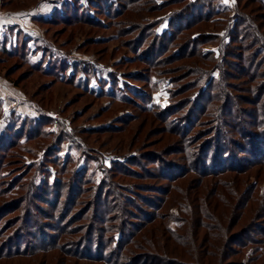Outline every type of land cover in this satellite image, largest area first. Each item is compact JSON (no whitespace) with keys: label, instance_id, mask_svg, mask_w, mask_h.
I'll use <instances>...</instances> for the list:
<instances>
[{"label":"trees","instance_id":"16d2710c","mask_svg":"<svg viewBox=\"0 0 264 264\" xmlns=\"http://www.w3.org/2000/svg\"><path fill=\"white\" fill-rule=\"evenodd\" d=\"M249 1L236 0L234 16L211 0L97 6L105 7L109 25L122 26L123 38L136 34L129 60L142 66L122 74L128 82L113 74L102 83L143 103L166 85L169 103L145 112L173 142L106 164V153L69 128L43 133L51 116L27 132L29 121L16 128L13 114L0 132V197L7 199L0 206V264H264V0H253L252 9ZM162 11L168 26L159 31ZM17 37L13 49L0 38L9 59L56 81L66 76L59 59L47 67L45 58L31 61L29 41ZM52 136L44 162H27L29 142ZM72 140V153L59 155ZM82 156L95 164L78 168Z\"/></svg>","mask_w":264,"mask_h":264},{"label":"rangeland","instance_id":"374dc122","mask_svg":"<svg viewBox=\"0 0 264 264\" xmlns=\"http://www.w3.org/2000/svg\"><path fill=\"white\" fill-rule=\"evenodd\" d=\"M211 1L217 5V9L234 16L236 0H228V3H224L223 0ZM6 2L4 4L3 0H0V38L7 36L10 41L8 48H14L17 36L20 39L24 37L29 41L26 54L31 61L41 63L45 58L43 66L47 67L50 59H53L56 65H59V59L66 65L62 68L64 69L62 73L66 76L64 78L60 75L56 81L53 76H44L42 70L32 71L20 59H9L0 51V97L3 101V115L0 118L1 133L8 128L9 119L13 114H15L16 128L21 129L25 122L29 121L26 124L27 132L36 126L37 120L42 119L43 116H51L52 122L49 119L45 120V125L41 127L42 131L44 128L55 132L54 135L57 136L61 133V126H64L77 132L83 143L85 141L89 147L107 154L104 159L106 164L126 155L147 150H161L172 144L173 139H169V135L163 133L161 123L153 120L152 114L145 112L153 106H166L169 103L166 85L153 92L149 103H143L140 100L127 101L120 94L116 95L110 85L102 83L104 81L109 83L113 74H118L120 83L128 82L122 74L134 73L142 68L141 65L129 60L133 57L129 45L136 34L124 35V39L120 32L122 26L113 25L115 20L109 25L111 23H108V19L103 15L106 12L105 7L99 10L97 8L108 3L113 5L112 10H116L120 6L119 0H12L10 2L7 0ZM249 6V9L258 8L257 2L253 0L248 2ZM165 12L156 15L159 17L163 14L161 17L164 19L158 27L159 31H163L168 26L169 18L164 14ZM66 14L70 17L66 18L64 16ZM75 16L85 18L90 23L77 21ZM153 17L154 15L151 18ZM41 18H47L46 22L41 21ZM234 20H230L229 27L233 26ZM49 21L53 23L50 24ZM206 49L217 50V47L208 45ZM181 74L185 73L181 71ZM69 75L77 76L78 81L74 83ZM16 79H21L18 85L14 83ZM87 84L93 92L87 90ZM104 87L108 90L107 94L102 93ZM86 131H90V134L87 135ZM53 136L51 139L40 137L29 142L27 148L30 152L26 154L27 162L43 163L44 151L51 144ZM72 145L73 140L64 142L59 155L66 157L67 154L72 153ZM79 158L78 168L94 163L84 156ZM17 169L18 167H13V171ZM123 182L124 186L132 184L131 180ZM159 182L166 184L164 180ZM35 191L32 187L31 194ZM6 200L1 196L0 206L6 203ZM173 208L168 211L171 212ZM3 223L5 218L0 222L1 227ZM239 229L236 227L234 231Z\"/></svg>","mask_w":264,"mask_h":264},{"label":"snow or ice","instance_id":"6c2138e0","mask_svg":"<svg viewBox=\"0 0 264 264\" xmlns=\"http://www.w3.org/2000/svg\"><path fill=\"white\" fill-rule=\"evenodd\" d=\"M224 3H228V0H223ZM18 15H26V14H18Z\"/></svg>","mask_w":264,"mask_h":264},{"label":"crops","instance_id":"0c3cea01","mask_svg":"<svg viewBox=\"0 0 264 264\" xmlns=\"http://www.w3.org/2000/svg\"><path fill=\"white\" fill-rule=\"evenodd\" d=\"M2 28V27H1Z\"/></svg>","mask_w":264,"mask_h":264}]
</instances>
